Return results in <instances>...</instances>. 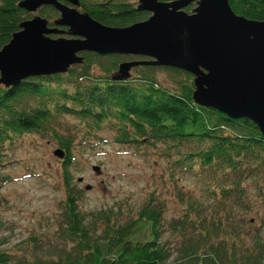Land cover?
I'll return each mask as SVG.
<instances>
[{"label":"trees","instance_id":"trees-1","mask_svg":"<svg viewBox=\"0 0 264 264\" xmlns=\"http://www.w3.org/2000/svg\"><path fill=\"white\" fill-rule=\"evenodd\" d=\"M19 1L0 0V48L20 22L34 14L19 7ZM229 3L237 14L264 20V0ZM79 9L112 26L148 16V11L137 9L136 0H79ZM38 13L50 21L59 16L47 4ZM82 53V62L65 72L29 76L12 86L0 83V165L3 151L14 139L33 132L47 135L64 151L65 188L56 226L30 234L20 252L0 248V264H264L259 232L249 234L250 245H244L248 239L236 221L244 224L247 218L243 212L238 217L229 211L251 210L247 188L251 180L261 198L256 205H264V135L257 124L196 103L193 76L186 70L139 64L141 74L112 80L120 54ZM94 66L102 73H95ZM157 67L175 72L177 85H162L149 71ZM65 114L75 115L86 133L107 126L116 131V141L140 147L160 144L174 167L201 170L200 176L208 177L202 179L204 187L211 182L207 189L214 197L211 208L191 198L181 216L164 224V204L155 192L124 216L112 209L84 212L82 190L68 167L74 135L62 133L57 123ZM165 225L176 236L174 253L163 238ZM232 226L236 230L228 240L225 229Z\"/></svg>","mask_w":264,"mask_h":264},{"label":"water","instance_id":"water-1","mask_svg":"<svg viewBox=\"0 0 264 264\" xmlns=\"http://www.w3.org/2000/svg\"><path fill=\"white\" fill-rule=\"evenodd\" d=\"M46 4L59 13L52 21L38 13ZM18 6L34 14L0 48L4 86L65 72L82 62V51L143 55L149 59L121 61L110 79L129 78L130 68L139 64L186 70L193 76L196 103L247 117L264 135V20L237 14L229 0H137V9L149 14L124 26L95 20L78 8L79 0H20ZM54 153L64 156L60 148Z\"/></svg>","mask_w":264,"mask_h":264},{"label":"rangeland","instance_id":"rangeland-1","mask_svg":"<svg viewBox=\"0 0 264 264\" xmlns=\"http://www.w3.org/2000/svg\"><path fill=\"white\" fill-rule=\"evenodd\" d=\"M194 6L192 4L190 8ZM125 59L149 58L133 54ZM117 69L118 66L113 72ZM93 70L102 73L98 66H94ZM142 71L144 69L139 65L130 68L132 77ZM149 71L165 87L177 85L175 72L161 67L150 68ZM60 118L57 122L59 130L74 135L73 157L68 167L72 180L82 190L80 205L84 212L112 209L124 216L130 210H136V206L155 192L164 204V224L181 216L191 198L200 201L205 208H211L209 204L214 197L207 194L211 182L205 188L202 181L208 177H201V170L174 167L170 156L163 153L162 145H143L142 149L139 144L116 141V131L107 126L90 134L85 132L75 115L65 114ZM78 130L85 133L80 134ZM55 149L57 146L49 136L33 132L14 139L3 151L4 163L0 165V248L20 252L17 250L28 245L30 234L44 233L56 226L60 219V202L65 193L62 174L64 156H57ZM93 166H98L99 171ZM80 176L83 179L79 181ZM87 184L91 188L86 189L84 186ZM253 186V180L247 182L251 210L228 209L238 217L243 212L247 218L244 224L239 223L240 219L236 221L248 239L244 245H250L249 234L257 232L264 241V205H256L261 198ZM165 226L167 230L163 238H167L168 246L174 253L176 236L173 229ZM233 229L236 230V227L225 229L228 240H231Z\"/></svg>","mask_w":264,"mask_h":264},{"label":"flooded vegetation","instance_id":"flooded-vegetation-1","mask_svg":"<svg viewBox=\"0 0 264 264\" xmlns=\"http://www.w3.org/2000/svg\"><path fill=\"white\" fill-rule=\"evenodd\" d=\"M137 1V0H136ZM192 4H195V3H192ZM192 4H190V5H192ZM190 5H188V6H190ZM78 8H79V6H78ZM186 9H187V7H185ZM187 10H189V9H187ZM148 14H149V12H148ZM51 24V23H50ZM60 29H66V27L65 26H60ZM56 35V34H55ZM83 52V51H82ZM82 52H80L81 54H83ZM85 52V51H84ZM109 54V53H108ZM118 54H120L121 56H122V58L119 60V62L118 63H120L121 61H125V60H127V59H125V57H128V55H133V54H124V53H118ZM137 56H139V55H137ZM112 80H123V79H112Z\"/></svg>","mask_w":264,"mask_h":264}]
</instances>
